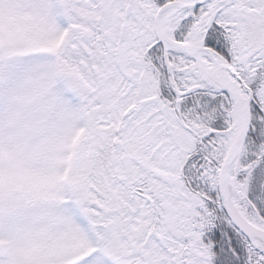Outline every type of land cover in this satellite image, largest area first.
Wrapping results in <instances>:
<instances>
[{
    "label": "snow or ice",
    "instance_id": "snow-or-ice-1",
    "mask_svg": "<svg viewBox=\"0 0 264 264\" xmlns=\"http://www.w3.org/2000/svg\"><path fill=\"white\" fill-rule=\"evenodd\" d=\"M0 264H264V0H0Z\"/></svg>",
    "mask_w": 264,
    "mask_h": 264
}]
</instances>
